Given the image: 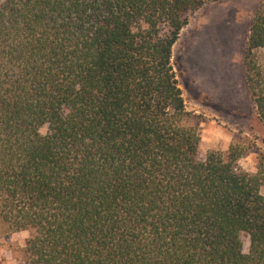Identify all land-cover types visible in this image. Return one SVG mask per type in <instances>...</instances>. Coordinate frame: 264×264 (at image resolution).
Masks as SVG:
<instances>
[{
	"label": "trees",
	"instance_id": "1",
	"mask_svg": "<svg viewBox=\"0 0 264 264\" xmlns=\"http://www.w3.org/2000/svg\"><path fill=\"white\" fill-rule=\"evenodd\" d=\"M207 2L0 0V217L30 231L24 264H264V157H199L172 63ZM243 65L264 122V6Z\"/></svg>",
	"mask_w": 264,
	"mask_h": 264
},
{
	"label": "rangeland",
	"instance_id": "2",
	"mask_svg": "<svg viewBox=\"0 0 264 264\" xmlns=\"http://www.w3.org/2000/svg\"><path fill=\"white\" fill-rule=\"evenodd\" d=\"M260 6L264 0H208L190 14L172 49L178 85L191 114L189 123L200 137L199 157L204 159L210 150L226 152L231 144H238L245 150L238 164L251 174L264 157V122L249 100L243 55L251 20ZM212 43L218 44L216 48ZM40 132L45 134L47 127ZM260 192L264 195V187ZM29 237L30 231H13L0 217V264H24ZM241 241L247 252L248 238L242 236Z\"/></svg>",
	"mask_w": 264,
	"mask_h": 264
},
{
	"label": "bare ground",
	"instance_id": "3",
	"mask_svg": "<svg viewBox=\"0 0 264 264\" xmlns=\"http://www.w3.org/2000/svg\"><path fill=\"white\" fill-rule=\"evenodd\" d=\"M215 24H216V23H215ZM214 26H215V25H214ZM207 30H208V29H207ZM211 30H212V27H211ZM222 30H223V29H222ZM224 30L226 31L227 29L225 28ZM209 31H210V29H209ZM209 31H208V32H209ZM219 31H220L219 33H220V35H221V30H219ZM214 32H215V30H214ZM204 33H205V32H204ZM211 33H212V32H210V35H211ZM219 33H216V34H219ZM222 33H223V32H222ZM216 34H215V35H216ZM206 35H207V34H206ZM212 35L214 36V34H212ZM222 35H223V34H222ZM226 35H227V34H226ZM226 35H225V36H226ZM208 36H209V35H208ZM229 36H230V35H229ZM205 37H207V36H205ZM209 37H210V36H209ZM216 37H217V36H216ZM227 37H228V36H227ZM213 38H214V37H213ZM218 38H219V37H217V39H218ZM221 38H222V37H221ZM224 38H225V37H224ZM228 38H229V37H228ZM207 39H208V38H207ZM222 39H223V38H222ZM203 40H204V38H203ZM216 41H217V40H216ZM227 41H228V40H227ZM205 42H206V41H205ZM208 42H209V41H208ZM213 42H214V41H213ZM228 43H229V42H228ZM202 44H203V43H202ZM212 44H213V43H212ZM214 44H215V43H214ZM214 44H213L212 46H214ZM224 44H225V43H224ZM217 45H218V44H217ZM217 45L215 44V46H217ZM220 45H221V44H220ZM206 46H208V44H207ZM209 46H210V45H209ZM215 46H214V47H215ZM203 47H204V46H203ZM221 47H222V46H221ZM215 48H216V47H215ZM225 48H226V47H225ZM207 49L209 50L210 47H209V48L207 47ZM207 52H209V51H207ZM210 52H211V50H210ZM196 53H197V52H196ZM216 53H217V52H216ZM208 54H209V53H208ZM210 54H211V53H210ZM214 54H215V53H213V55H214ZM200 55H201V54H200ZM198 56H199V55H198ZM198 56L196 55L197 58H198ZM208 56H209V55H207V57H208ZM210 56H211V55H210ZM199 58H201V57H199ZM199 58H198V59H199ZM211 58H212V57H211ZM207 59H208V58H207ZM199 60H200V59H199ZM202 60H203V59H202ZM202 60H201V61H202ZM197 62H198V61H197ZM197 65H199V67H200L201 63H200V64L198 63ZM202 68H204V67H202ZM200 69H201V68H200Z\"/></svg>",
	"mask_w": 264,
	"mask_h": 264
}]
</instances>
